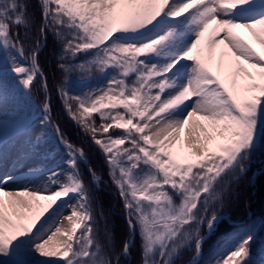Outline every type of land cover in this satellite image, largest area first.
I'll return each mask as SVG.
<instances>
[{"label": "snow or ice", "instance_id": "1", "mask_svg": "<svg viewBox=\"0 0 264 264\" xmlns=\"http://www.w3.org/2000/svg\"><path fill=\"white\" fill-rule=\"evenodd\" d=\"M39 7L38 37L26 47L27 4L0 0V164L21 142L40 156L27 171L0 176V264H125L137 235L142 264H176L184 250L200 264L205 230L222 226L225 193L264 151V0H39ZM21 27L23 39L13 31ZM49 33L61 46L65 111L98 146L123 203L119 252L96 219L80 171L86 153L53 119L39 63ZM74 73H99L104 84L71 94L64 85ZM40 82L38 107L32 90ZM61 145L67 171L50 163ZM262 235L264 218L250 220L221 242L212 264H264Z\"/></svg>", "mask_w": 264, "mask_h": 264}, {"label": "trees", "instance_id": "2", "mask_svg": "<svg viewBox=\"0 0 264 264\" xmlns=\"http://www.w3.org/2000/svg\"><path fill=\"white\" fill-rule=\"evenodd\" d=\"M26 3L28 8L29 18L33 21L29 38L26 42V47H34L35 40L38 37L39 26L42 22L39 7V0H21ZM19 31L20 37L25 36V29H13ZM61 46L57 43L54 36L49 33L47 42L39 54V63L43 71L48 85L47 95L50 98V103L53 112L54 121L59 124L66 139L78 148H82L86 153L85 162L92 168L96 175L101 178V183L96 186L91 182V174L86 166L81 162L80 171L88 182L90 191L95 195L93 206L96 209L95 216L99 222V226L103 229L105 222L113 234V244L117 252L122 248L124 239L127 236V226L125 222V212L123 203L117 195V189L111 182L109 170L104 162L103 154L99 151L98 146L94 145L90 136L85 135L77 124L71 120L68 113L65 111L61 95L58 91L59 86L63 83L64 77L58 68V55L60 54ZM84 62L78 60L77 63ZM99 73H93L92 76H98ZM86 75L74 73L70 80L75 82L76 79L81 80L71 85H64L65 88L72 93H77L78 89L85 79ZM85 82V81H84ZM45 96L42 82L36 83L32 90V98L41 106V101ZM111 131V130H110ZM104 169V170H103ZM256 174V179L252 183V178ZM179 203V200H177ZM218 207V205H217ZM249 212L251 216H249ZM101 213L103 216L101 217ZM221 216H228V220H222L221 227H218L216 232L212 233L203 243V252L200 259V264H212L213 256L219 249L223 240L243 227L252 219L264 218V151L258 152L252 159L251 166L245 176L238 182H232L228 191L224 195V206L219 210ZM205 234H207L205 230ZM264 239V235H262ZM103 242V235L101 234ZM256 259H259L258 247L254 248ZM194 252L184 250L179 258L176 259V264H186L191 261ZM125 264H142L140 238L137 235L135 244L132 247L131 254L125 261Z\"/></svg>", "mask_w": 264, "mask_h": 264}, {"label": "rangeland", "instance_id": "3", "mask_svg": "<svg viewBox=\"0 0 264 264\" xmlns=\"http://www.w3.org/2000/svg\"><path fill=\"white\" fill-rule=\"evenodd\" d=\"M258 47V46H257ZM103 79H101L100 75L98 76H92V77H86L83 79V82L81 85L88 84L91 81H94L96 85L103 86L101 83ZM78 79L75 80L74 83H77ZM81 81V80H79ZM78 81V82H79ZM85 81V82H84ZM85 91L83 89L80 90L78 89L77 93H72L71 94H82V92ZM35 104L39 106V104L36 102L34 98H32ZM3 105H0V108H2ZM95 115V114H93ZM40 125H36V129H40ZM35 135H40V131L36 130ZM53 153L55 155V159L53 161H50V163L53 166L58 165L60 171H67L68 167L64 163V161L67 159L66 157V152L63 146L61 145L58 149V154H56V150L53 149ZM40 163V156H38L32 149L30 148L29 145H27L25 142H21V144L17 147L15 152H10L8 159L3 163L0 164V176L4 175L5 173H15V174H20L22 169L29 168L32 165H36ZM27 166V167H26ZM104 170V169H103ZM46 178L41 181V183L45 182ZM253 183V182H252ZM67 214V211H66ZM54 225H49V228L54 231ZM55 259V258H53Z\"/></svg>", "mask_w": 264, "mask_h": 264}, {"label": "bare ground", "instance_id": "4", "mask_svg": "<svg viewBox=\"0 0 264 264\" xmlns=\"http://www.w3.org/2000/svg\"><path fill=\"white\" fill-rule=\"evenodd\" d=\"M103 81V80H102ZM102 85L104 84V81L101 83ZM97 85L95 84V82L94 81H91L90 83H88V84H84V85H81L80 86V90L81 89H83V90H87V88H94V87H96ZM27 167V166H26ZM27 169L28 168H24V169H22V171H21V173L22 172H24V171H27Z\"/></svg>", "mask_w": 264, "mask_h": 264}, {"label": "water", "instance_id": "5", "mask_svg": "<svg viewBox=\"0 0 264 264\" xmlns=\"http://www.w3.org/2000/svg\"><path fill=\"white\" fill-rule=\"evenodd\" d=\"M225 219V218H224ZM209 235L207 234V236H206V238L208 237ZM206 240V239H205ZM187 264H190V262L189 263H187Z\"/></svg>", "mask_w": 264, "mask_h": 264}]
</instances>
